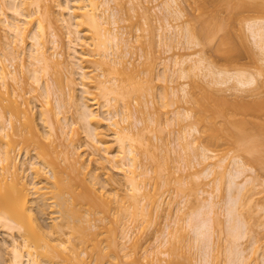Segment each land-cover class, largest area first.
I'll use <instances>...</instances> for the list:
<instances>
[{"label": "bare ground", "instance_id": "obj_1", "mask_svg": "<svg viewBox=\"0 0 264 264\" xmlns=\"http://www.w3.org/2000/svg\"><path fill=\"white\" fill-rule=\"evenodd\" d=\"M95 1L97 0H9V2L8 0H0V3L6 5L3 7L1 6L2 4L0 5L2 7L0 9V56L5 58L3 59L0 57V232H4L11 237V242L9 243L11 260H8L11 264H104V261L106 262L113 254L114 255L107 260L111 261L112 264H141L144 263V260H140L142 257L146 259L151 255L152 258H154L151 260L147 258V262L150 260L148 263L158 264L159 261L156 256L157 252L160 254L159 251H157L154 256V250L148 253L145 251L144 257L140 254L138 255V251H136V254L134 250L135 256L129 253L130 251L128 252V248L126 247V240L130 238L127 233L130 230L128 231L127 229H129L128 227L130 226H127L129 224H127L125 220L129 217L136 218L139 216L138 218H140V214L143 210L141 201L137 198L140 193L138 178L141 175H146V170H140L141 168L138 164L139 155L142 153V147L149 148V144H151L149 143V139L144 137L146 135L142 138V136L137 137L136 134L138 133L133 134L135 133L133 130L142 122L138 121L135 126L132 124L133 122H130L131 102L134 96L137 97V94H140V92L142 93L145 81L136 75L134 70L128 66L132 63L130 59H126L127 53L125 54L124 48L130 45L131 38L126 36V33H121V30H119L117 16L109 9L108 2L103 1L102 4L99 5ZM226 1L223 2V0H220V2H223L227 6H229V4L230 6L233 5L230 1L229 3ZM165 4L166 11L169 14L168 17H173L175 21L180 20L181 14L178 10L177 0H169ZM102 6H106V8L102 10ZM233 7H235V5ZM54 9L59 10L57 11L59 12L58 15ZM24 10H27L28 13L22 14L21 11ZM9 11L13 16L17 17H14V21L13 19L12 21L9 20L10 16L7 15L10 13ZM58 22L62 24V26L60 25L62 28L66 29V32L64 31L65 34H63L67 36V46L68 49L72 51H68L71 53L69 56H64L62 50L61 52L57 51L60 48V43L57 39L58 36L55 34V29L62 32L60 31L61 27H59L60 29L57 27ZM206 22L208 24H203V26L205 25V29L207 27H209V29L202 33L207 34L212 31V29L210 30V23H212V21H210V23L209 21ZM219 23H222V20L217 24H213L214 26L212 27H214V30H218V28L222 26V24L218 26ZM215 24L218 28H216L217 26L215 27ZM165 27H167L164 32L166 36L164 33L162 36H165L166 39L169 38L167 34L172 31V29L177 32V35L182 32L179 25L174 26L171 23H167ZM223 27L224 31H226L225 26ZM246 27L251 40L259 50L258 55L260 54L259 57L261 56L260 59L262 63H264V20L250 21L246 24ZM213 32L215 33L217 31ZM1 33H4V37ZM63 34L59 33V37ZM189 34L191 33L189 32ZM189 34H185L186 43L192 48V38L188 36ZM82 35L85 41H83ZM9 36H12V39ZM194 43L196 42L193 41V46L195 45ZM198 43H196V46H198ZM77 46H80L82 49L87 48L89 52L80 56ZM188 46L186 48L189 49ZM7 53L11 59H7L8 56L5 57ZM69 53L65 54L68 55ZM24 56L33 61V63L30 62L31 64L29 63L32 65L30 66L32 68L30 71L29 69L31 68H29V64L26 66L27 62H24ZM59 57L61 58L60 61H54V59ZM18 58H20L22 65H25V68L21 65L22 69H24L22 71L25 72L26 70V74H28V72H30V74L33 73V78L31 77L32 80L30 81L36 84L35 90L37 88V90H40L42 98L46 100V104L50 103L51 96H56L57 115L59 117L57 118V116L52 114L53 119H55V116L57 118L55 120L57 121L54 125H52V121L49 123L51 129L49 138H47L48 134L41 131L40 125L36 119V111H34L36 109L29 106L31 104H28L29 100L25 101L24 95H14L15 90L9 88V79L18 85H23L24 82H27L26 79L25 81L17 75L19 71L16 73L17 69L13 67V61H18ZM8 60H10V64L5 63ZM51 62L65 71L66 80L61 76L60 79L62 78V80H64L69 91H62L63 85H60L62 82H59V91L56 92V90L54 91L53 89L54 87L51 86V88L50 85H48L49 82L47 83L45 80L42 82L43 77L40 78V75V77L36 76L41 72L47 75ZM84 64L86 65L84 66ZM87 64L91 65L88 66ZM35 66L40 70L36 69L33 71ZM185 67L186 69L187 67L190 68V71L194 74L192 76H195L194 78L201 77L205 80L208 77L211 78L212 80L208 86L211 84L213 85L211 88H205L207 95V98L205 97L206 99H191V101L194 100L193 104H195V109L193 110L194 114L189 111L184 112L181 110L176 114V122L181 123L182 121L193 119L194 124L196 123V125L201 128H198L200 129L198 130L196 127L188 126L189 129L185 128V130L183 127L184 131H180L181 136H179V140L183 142L186 148L183 147V152H189L187 148H189L188 146H190V143L187 140L197 131L200 132L201 138H203L205 142L213 140L216 142V140L220 139L219 137L223 136L221 135L223 132H227L234 139H239L241 142L244 141V143L247 142L245 148L247 149V145H249L248 148H250L252 152L254 150L252 147L254 146L255 148L256 144H258L261 139H264V134L257 139H253V135L251 136L248 134L249 129H246V126L250 125L249 121L245 119H240L238 121L235 116L237 112L235 113L234 111V114L233 109L230 110L228 108L229 106L227 103L229 98L224 94L218 93V91H222L223 93L224 90H216V88L214 89L212 87L214 85H227V87H229L228 85L230 83L233 84V82H235V89L239 87L242 91H248L249 88L255 85L256 78L244 72L223 71L218 69L214 64L208 62L206 58L193 53L182 58H175L174 68H166V75L165 77L163 76V80L173 84L179 82L178 80L186 79L188 73ZM261 67L262 72H260L264 75V66ZM75 68H77V71H74ZM35 73L37 74L35 75ZM58 74L60 75L62 73ZM75 75L80 76L81 83L78 82V84L75 82L77 81L74 79ZM46 77H48V75ZM201 78H199L200 82L202 80ZM58 79L59 78H57V80ZM195 80L198 79L196 78ZM21 81L23 83H21ZM199 81L196 83L199 84ZM56 82L58 83V81ZM28 83L29 82L25 84ZM77 85H79L82 91V97H79L77 94ZM186 86L185 84H181L180 87H173V95L181 101L188 98L190 93ZM207 88H209V90ZM31 89L34 90V87ZM91 89H95L97 93H93ZM62 96L65 98L63 99ZM66 97H68V99H66ZM65 101H67V103ZM63 102L66 105H64ZM67 105L75 110L79 120L83 123V130L88 139L85 145L87 149L85 147L84 149H86L85 151L91 152L90 156H92V158L89 160L91 164L95 161V163L97 162L99 164H97L98 167H103V169L106 163L113 164L116 171L123 176L124 183L131 187L129 189L130 192L127 194V196H129L128 204L121 207V216H123L122 219L124 220L120 237L122 242L117 239V236L112 234V230H106L107 224L105 223L111 211L110 204L112 202L119 203L121 199H119L118 193L111 197L114 200L106 194L105 187L100 179L101 177L97 174L98 172L91 167L92 170L88 166L89 164L83 162L84 159L81 158L82 155L80 151L81 146L80 148L75 147L76 145L74 146L75 142L72 139L73 137L71 140H68L70 138L69 136H67L68 138H64L65 135L70 132H67L66 128L71 126V123L67 121L66 114L63 113L65 111L64 107H67ZM68 108L65 111L66 113L67 111L69 112ZM48 110L50 112L51 109L48 108ZM61 113L64 115L63 118H60ZM50 114L48 113L49 118L47 116L45 119L47 122L48 119L50 120L51 118ZM117 118L121 119L117 120ZM218 119H223L222 123H226V125L223 127L221 123L220 126ZM57 122H59V124ZM56 124L58 125L56 126ZM201 125H203L204 128L201 127ZM102 126L107 127V131L104 130V132L101 129ZM243 126H245L244 129ZM244 131L249 135V138ZM58 132L59 134H56ZM78 132L79 131L76 130L75 134ZM108 132L111 133L109 134ZM55 135H59V138L62 139L61 142L66 144L63 143L65 146L62 145L63 149L59 150L61 152L56 150V146L59 145L54 144L53 151L56 150V153H53V151H48V149L51 150L52 146H50L49 142H46V139L51 142V140L54 139L51 137ZM111 135L115 140V142H113L114 146L115 144L117 146L116 150L112 144L108 142V138H110ZM231 137L229 138L231 139ZM63 138L65 140L67 139L69 144L67 143L68 141L66 140L67 142H65ZM57 141L59 142V139H57ZM57 141L55 142L58 143ZM214 142L212 143L214 144ZM261 142H264V140ZM261 142L259 143L261 144ZM46 143L49 145H46ZM216 143L218 145V142ZM81 144L82 143L78 145ZM209 144L211 143L209 142ZM180 145H182V143ZM240 145H242V143ZM62 146L60 144V148H62ZM198 147L195 146V148ZM206 147L207 146H203L200 151L203 159H208L210 157V155H208L210 150L208 151ZM16 148H18V152H20V150L21 152L26 151L27 153L25 154H28V151L30 153V151H32L31 149H34V153H37H35V159L39 161V164L35 163L31 156L23 159L22 153H18ZM199 149L194 150L198 152ZM250 149L248 150L250 151ZM14 152L16 154H14ZM46 152L47 154L49 153V155H47ZM52 153L57 154V157L56 155L52 156ZM101 154L103 155V160L101 159ZM97 157H99L98 160ZM30 159L32 161L28 162L27 160ZM103 161H105V164ZM41 162L44 165L40 164ZM237 165L238 163L235 162L234 166L238 167ZM218 167L222 168L221 165H218ZM42 168H44L46 172L43 171ZM209 169L210 168L206 169L208 170L206 172H209ZM210 170L212 171L214 169ZM31 172L33 174H31ZM212 172L214 173V171ZM244 173L242 169L238 170L236 168L229 172L230 193H234L237 189L243 192L246 188H244V185L248 186V184H253L252 181L247 179L245 184L241 185L242 187L240 185L238 186L236 180L244 175ZM155 174L156 171L153 175ZM112 184L117 186L119 182L113 179ZM131 191H133V193H131ZM213 197L211 195V199H213ZM217 206L213 203L202 206V208L189 215L187 219L188 225H191L194 241L196 244L198 243L199 250L202 251L201 254L205 264H210L208 248L211 243V226L208 213L213 212ZM235 207V199L231 198L227 203V213L230 223L234 220L232 216L235 212ZM182 209V207H178L179 211H182ZM54 214H56L55 222L56 220H58V222H56L57 224L55 225L54 223L52 224L54 225V227L52 226L54 228H52V230L49 229L51 226L47 228L44 226L42 219ZM133 218L131 219L132 224L134 222L137 223L138 218ZM234 224V227L231 229L232 231L230 230L232 233L228 230V233L231 234H227V237L228 239L231 238V240L233 239V241L237 240L239 242L240 239L243 238V235L242 232L239 231L238 224ZM170 226L171 225L167 227ZM48 229L50 231H48ZM167 231L169 232V230ZM166 238L167 237H165L158 247H163L167 244L168 238ZM232 242L229 241L231 245L233 244ZM235 244L234 246H237L238 243ZM231 249L236 250L232 247ZM231 249L229 251L232 252L230 253L232 254L231 256H233L237 251H232ZM255 254H258L257 250ZM114 256L115 258L112 261V257ZM227 256H230V254ZM236 258L230 259V264H236ZM114 260L118 261L115 262ZM260 260H262L263 263L262 261L261 263L264 264V258L262 257ZM173 261L174 260L169 261V264L176 263L175 261L173 263ZM257 261L259 260L257 259ZM147 262L145 261L146 264H148ZM227 263H229V261Z\"/></svg>", "mask_w": 264, "mask_h": 264}, {"label": "rangeland", "instance_id": "obj_2", "mask_svg": "<svg viewBox=\"0 0 264 264\" xmlns=\"http://www.w3.org/2000/svg\"><path fill=\"white\" fill-rule=\"evenodd\" d=\"M103 1L108 2L109 9L117 16V20L119 23L118 27L119 30H121V33L124 32V34H127L126 36H129L131 38L130 45L124 48L125 54L127 53L126 59H130L132 63L128 66L134 70V73L136 75H138L145 81H143L144 90L142 91V93L140 92V94H137V97L134 96L131 102L132 107L130 111V122H133L132 124H134V126L138 121L142 122L138 125L137 128L133 130V132L135 131V133L133 134L138 133L136 134L137 137L142 136V138L144 135H146L144 137L149 139V143L151 144H149V148L142 147V153L141 155H139L138 162L141 168L140 170H146V175H141L138 178L140 193L137 198L141 201V206H143V210L140 214L141 216L140 218H138L139 216L136 217L138 218L137 223L133 221L134 223L132 224L131 219L133 217H129L128 219H126L127 221L125 220V222L129 224L127 226H130L128 227L129 229H127L128 231L130 230L129 232H127L130 238L126 240V247L128 248V252L130 251L129 253L136 256V251H138V255L140 254L141 256L145 257V251H147L148 253L149 251L151 252V250H154L153 256L157 251H159L160 254H158V252L156 254L159 259L158 264H169V261L172 260L176 262L175 264H205V261L203 262V257L201 254L202 251L199 250L198 243L196 244V242L194 241V235L191 230V225H188L187 219L189 218V215L202 208V206L213 203L218 206L215 207L213 212L208 213V218L210 219L211 226V243L208 248L210 264H230V259H234L236 257V264H238V262L239 264H262L263 261L260 260V258H264V142L261 141H263L264 139H261V141H259L261 142V144L258 142L259 145L256 144L255 148L253 146L252 149L254 150L251 152V149L248 148L249 145H247V149L245 148L247 142L244 143V141L241 142L239 139L236 140L227 132H223L221 134L223 136L219 137V140L215 139L216 142H218L217 145L214 140L209 141L211 144H209V142L207 141L205 142V140L201 138L200 132L197 131L191 138H188L187 140L190 143V146H188L189 148H187L189 152H183L185 145H183V142L179 140V136H181L180 131L183 132L185 128L189 129V127H196L197 129L200 127L197 126L196 123L194 124L193 119L182 122L180 121L181 123L176 122V114L180 110L184 112L189 111L194 114L193 110L195 109V104H193L194 100L191 101V99L203 100V98H207L205 88H211L213 84H211L210 86L208 85L210 84L212 79L208 77L206 81L201 77H196L198 80H195L196 78H194L195 76H192L194 74L190 71L189 67H187V69L185 67L188 73V77L186 79L178 80L179 82L177 83L172 84L170 82H166L163 80V78L166 75V68H174L175 58H182L188 54L193 53L195 55H199L200 57L206 58L208 62L214 64L218 69H221L223 71L244 72L255 77V85L249 88L248 91H242L239 87V89H235V82H233V84L230 83L231 85L229 84V87H227V85H214L212 88H216V90H224L223 93L222 91H218V93L224 94L227 98H229V101L227 100V104L229 107H227L230 110L233 109V113L234 111L235 113H238H234L238 121L240 119L249 121L251 126L247 125L246 129H249H247L249 131L248 134L251 136L253 135V139H257L262 134H264V86H262L264 85V75L261 73V66H264V63H262V60L260 59L261 56L259 57L260 54L258 55L259 50L251 40L250 34L248 33L246 27V24L250 21L264 20V0H229L230 3L233 4L231 6L230 4L229 6H227L223 3L226 0H223V2H220V0H177L178 10L181 14V19L178 21L173 20V17H168L169 14L166 11L165 3L169 0H97L95 2L100 5ZM229 1L226 2L229 3ZM1 4L2 3H0V5ZM4 5L2 4L1 6L3 7ZM234 5L235 7H233ZM1 6L0 9L2 8ZM105 8L106 6H102L101 9L103 10ZM54 10L56 12L59 11L58 9ZM26 12L27 10L21 11L22 14H26ZM58 13L59 12H57V15ZM7 15L10 16V21H12V19L14 21V17L17 18L16 16H13L11 12ZM221 20L222 23H219L218 26L222 24V28H220L223 31L216 25ZM206 21H209V23L210 21H212V23L214 21V23H216L215 27L217 26L216 28H218V30H214V27H212L214 26V23H210V30L212 29V31L210 33L208 32L207 34L202 33L209 29V27L205 29V25L208 24ZM167 23H171L174 26L179 25L182 32L177 35V32L172 29V31L167 34V37L169 38L166 39V35L164 32L167 29V27H165ZM203 24L205 25L203 26ZM57 25L58 28L62 26V24H59V22ZM201 26H203L204 28ZM223 26H225L226 31H224ZM55 30V34L58 36L57 39L60 43V48L57 51L61 52L62 50V54H64V56H69L71 53H69L68 51L71 50H69L67 46L68 38L67 36H64V31L66 29L61 27L60 31L62 32H59V30L57 29ZM213 31L217 32L214 33ZM189 32L192 35L189 34ZM59 33H64L62 35L63 37H59ZM163 33L165 36H162ZM186 33L189 34L188 36H191L192 38V48H190V45L188 44V46L186 43ZM3 34L1 33L2 36ZM9 37L11 38L12 36ZM82 37L83 41H85L83 35ZM196 39L199 43L196 41ZM193 41L198 43V46H196V43H194L195 45L193 46ZM187 46L189 47V49L186 48ZM77 48L76 49L78 50L80 56H83L86 52H89L87 48L82 49L80 48V46H77ZM8 53L7 55H5V57L8 56ZM65 53L69 54L67 55ZM0 57L5 59L2 56ZM8 58H10V56H8L7 59ZM23 58H25V56ZM57 60L60 61L61 58L59 57L57 59H54V61ZM16 61L17 60L13 61L14 65L12 64L13 67L17 69L16 73L19 71L18 73L23 74L24 71L22 70L24 69H22L23 65L20 62V58H18L19 62ZM25 61L27 62L26 66H28L30 62L33 63V61H31L29 58H25L24 62ZM5 63L10 64V60ZM30 64L29 68H31L30 66H32ZM85 65L86 64H84V66ZM87 65L90 66L91 64ZM24 66L23 68H25ZM35 67L33 68V71L38 68ZM49 67V72L47 73L48 77H46V73L43 74V72H41L40 74L38 73V75H36L37 73H35V75H40V78L43 77L42 82H44V80L47 83L49 82L48 85H50V87H54L53 89L54 91L56 90V92L59 91V82H62L60 84L63 85V87L61 86L63 88L62 91L68 90V87L64 82V80H66L65 71L62 68L56 66L53 62H51V65ZM30 70H32V68L29 69V71ZM75 70L77 71V68H75L74 71ZM56 71L62 74L59 75ZM18 73V76H20L24 80L26 79L29 83L25 84L27 82H24L23 85H18L9 79V88L11 90H15L14 95H24V100H29L28 104L31 103L29 106L36 109L34 111H36V119L40 125L41 131L48 134L47 138H49V133L51 132L49 123H51L52 121V125H54V123H56L57 121L55 119L59 117L57 115L58 111L56 107V96H51L50 103L46 104V100L42 98L40 90H37L38 88L35 90L36 84H33L34 82L30 81L32 80L31 77L33 78V73L31 72L32 74H30V72H28V74H26V70L23 75ZM56 75L59 77H57ZM60 76L64 80H62V78L60 79ZM74 77V79L77 80L75 81L76 83H81V78L79 75H75ZM57 78L59 79L57 80ZM199 78H201L204 82L201 79L200 82ZM56 81H58V83ZM198 81L199 84H197ZM21 83L23 82L21 81ZM181 84L187 85V90L190 93L188 98L184 99L183 101L173 95V87H180ZM77 86V94L79 97H82V91L80 90L79 85ZM33 87L34 90L31 89ZM209 88L207 89L209 90ZM29 91L31 92V94ZM91 91L93 93H97L95 89H91ZM62 98L64 99L65 97L62 96ZM66 99H68V97H66ZM65 102L67 103V101ZM231 102L235 103L232 104ZM63 104L66 105L64 102ZM239 106L243 107L241 108ZM68 107L70 106L67 105V107H64L65 111ZM48 108L51 109L50 112ZM68 110V114L65 111L62 112L66 114L67 121L71 123V126L67 127L68 129L66 128V131H70L68 134L72 135L70 136L67 134L64 138L69 136L70 138L68 140H71V138L73 137L72 139L75 142L74 146L76 145L75 147L79 148L81 146V150H79L81 151V158L84 159H82L83 162H85V164H89L88 166L90 168L92 167L98 172L97 174H99L101 177L100 179L103 186L105 187L106 194H108V196H110L111 198L118 193L119 199H121L119 203L112 202L110 204L111 211L109 214V218L105 220V223L107 224L106 230H112V234L117 236V239L121 241V229L123 227L124 221L122 219L123 216H121V207H123L125 204H128L129 196H127V194L130 192L129 189L131 187L124 183L125 181H123V176L116 171L113 164H105V161H103V163L105 164L104 169L103 167H98L99 164L97 162L95 163V161L91 164V162L89 161L92 158V156H90L91 152L85 151L87 149L85 145L87 144L86 141H88V139L86 138L83 130V123L81 122V120H79V117L75 113V110L73 108L70 107L68 108ZM48 113H51L50 117L52 119H48L47 122V120L45 119L47 116L49 118ZM52 114L57 116V118L54 116L55 119H53ZM63 117L64 115L61 113L60 118ZM120 119L121 118H117V120ZM218 120V123L221 126L223 119ZM57 123L59 124V122ZM58 124H56V126ZM222 125L224 127L226 123H222ZM201 127L204 128L203 125H201ZM244 127L245 126H243V129ZM70 128L72 131H74L72 132ZM101 129L103 131H107V127L105 126H102ZM76 130H78L79 132L75 134ZM108 133L110 134L111 132ZM56 134H59V132ZM248 134H246L247 137L249 136ZM55 136L51 137L54 138L53 140H51V142L46 139V142H49L50 146H52L51 150L48 149V151L52 152L54 150V144L59 145L56 146L57 151L63 149V146H65L63 145L64 142H61L62 139L59 138V135H57L58 138L57 136L55 138ZM229 137H231V139ZM64 138L63 140H65ZM57 139H59V142L57 141ZM54 140L58 143H56ZM66 140L65 142L68 141ZM113 141L115 142L114 138L111 135L110 138H108V142L111 143L116 150L117 146L116 144L114 146ZM212 142H214L215 145ZM47 143L46 145H49ZM59 143L61 144V146L63 145L62 148H60ZM67 143L69 144V141ZM80 143L82 144L78 145ZM181 143L182 145H180ZM241 143L242 145H240ZM195 146L200 147L195 148ZM203 146H207L206 148H208V151L210 150L208 152V155H210L208 159H203V157L201 156L202 154L200 151ZM84 147L86 149H84ZM194 149H199V153ZM248 149H250V151ZM16 150L18 152V148H16ZM31 150L32 151H30V153L28 151L29 155L25 154L27 153L26 151L21 152V150L18 153H22L23 159L31 156L33 161L35 163H38L39 161L35 159V150ZM56 150L53 151V153H56ZM15 152L14 154H16ZM53 153L52 156L56 155L57 157V154ZM47 155H49V153ZM102 156L103 155L101 154V159ZM98 158L99 157H97V160ZM27 161L29 162L32 160L30 159ZM235 162L238 163V167L234 166ZM40 164L43 163L41 162ZM218 165H221L222 168H219ZM208 168L214 169L212 170L214 171V173L210 169L209 172L211 173L206 172L208 171L206 170ZM234 168L238 170L242 169L245 172L244 175L240 176L236 180L238 186H241L242 184L244 185L247 179L253 182V184H248V186L244 185V188H246L243 190V192L237 189L234 193H230L229 172ZM42 170L45 171L44 168H42ZM155 171L156 174L153 175ZM31 174L33 173L31 172ZM113 179L119 182L117 186H114L112 184ZM131 193H133V191H131ZM211 195L212 197L214 196L213 199H211ZM231 198L235 199L236 207L235 212L232 216L234 220L230 223L227 213V203ZM178 207H182V211H179ZM55 218L56 214L52 216H46L42 219V222L44 223V226L46 228L51 226L49 229H52L54 225L57 224L56 222H58V220H56L55 222ZM53 223L54 225H52ZM234 223L236 225L238 224L239 231H241L243 235V238L240 239L239 242L237 240H234L236 244L238 243L237 246H234L235 243L233 239L231 240V238L228 239L227 237V234L232 233L231 229L234 227ZM169 225L171 226L167 227ZM49 229L48 231H50ZM167 230H169V232ZM228 230H231V233H228ZM165 237L169 239L168 240L166 238L167 244L163 247H158L159 244H161V242L165 239ZM229 241H233V244L231 245ZM10 242L11 237L4 232H0V264H11L8 261L11 258L9 247ZM231 247L235 248L236 250H232ZM230 249L232 251H237V253L235 252L236 256H231L232 252L229 251ZM134 250L136 254L134 253ZM256 250L259 254V258L258 254H255ZM228 253L230 254V256H227L229 255ZM114 258L115 256L112 257V261ZM147 258L151 260L154 257L152 258L151 255ZM146 259L142 257V259L140 260H144V263L141 264H146L145 261L147 262L148 260ZM257 259L259 261H257ZM107 260L106 262L108 263L104 261V264H112L111 261ZM150 260L148 262H150ZM114 261L116 262L118 260ZM228 261L229 263H227Z\"/></svg>", "mask_w": 264, "mask_h": 264}]
</instances>
